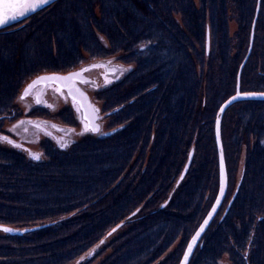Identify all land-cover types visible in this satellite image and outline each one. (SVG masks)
<instances>
[{"label":"trees","instance_id":"trees-1","mask_svg":"<svg viewBox=\"0 0 264 264\" xmlns=\"http://www.w3.org/2000/svg\"><path fill=\"white\" fill-rule=\"evenodd\" d=\"M85 54L135 66L96 94L112 132L45 140L44 160L0 145V224L42 226L2 231L0 264H69L104 238L100 264H179L218 194L215 120L245 59L241 91L264 92V0H57L0 30V132L28 79ZM221 132L229 187L189 264H264V100L230 106Z\"/></svg>","mask_w":264,"mask_h":264},{"label":"rangeland","instance_id":"rangeland-1","mask_svg":"<svg viewBox=\"0 0 264 264\" xmlns=\"http://www.w3.org/2000/svg\"><path fill=\"white\" fill-rule=\"evenodd\" d=\"M195 1L198 4V0ZM96 12L99 14L97 9ZM230 13L232 14V12ZM229 26L231 35H234L238 28V23L235 17L231 18ZM100 39L103 43H107L105 37L100 36ZM119 57L120 54L104 57L102 59H95L90 58L88 54H85L84 62L76 68L79 69L81 67L94 65V67H91L85 73L89 80L81 83V85L89 93L92 102L99 113V123L101 124L100 132L94 133L92 131L88 121L84 117L79 102L74 100L57 84L51 83L45 86L39 85L34 89L33 93H30L27 96H22L24 88L33 79L32 78L24 83V88L21 89L15 100V104L23 114L16 119L9 117L4 120V130L0 132V137H7L8 139H0V145L10 149H16L24 154L29 160H44L45 156L44 151L41 149V144L45 140H51L60 148L69 149L74 142H79L86 137H100L112 132L110 131L108 112L103 111L104 103L96 97V94L113 84L120 82L128 72H131L132 69L134 70V64L122 63L120 62ZM111 67H115L117 69L116 72H109L108 69ZM40 90H43V92L38 95ZM36 109L40 111L39 114H30ZM60 112L64 113L61 117L58 116ZM66 118L69 119V124L64 122V119ZM36 156H39V159H36ZM245 158L246 150L243 151L240 158L238 177L241 174ZM179 183L180 181L176 183L173 192L178 187ZM115 231L116 229L113 232ZM1 233L2 231H0V234ZM178 243L179 242H177L171 250H174ZM107 245L108 238H104L96 242L83 255L69 264H100L113 252V250L109 249ZM221 264H231L227 255L223 256Z\"/></svg>","mask_w":264,"mask_h":264},{"label":"water","instance_id":"water-1","mask_svg":"<svg viewBox=\"0 0 264 264\" xmlns=\"http://www.w3.org/2000/svg\"><path fill=\"white\" fill-rule=\"evenodd\" d=\"M57 0H49V2L43 6L37 7L35 11H30L26 13L25 15H17L16 19L8 20L7 24L4 26H0V30L10 27L14 24H17L33 14L37 13L38 11L42 10L43 8L51 5ZM258 12V10H257ZM254 32V29H253ZM252 39H253V33H252ZM209 39L207 40V49L209 50ZM251 46H252V40H251ZM251 46L249 49V53L251 51ZM248 53V55H249ZM247 55V56H248ZM247 58V57H246ZM246 62V59L243 61L241 68L239 70L238 74V85H237V90L234 95L229 97L226 101L223 102V104L220 106L216 120H215V137H216V143H217V149H218V156H219V190L217 197L215 199V202L213 203L211 209L209 210L208 214L204 218V220L201 222L195 233L192 235L191 239L189 240L185 251L183 253V256L179 262V264H189L194 252L196 251L201 239L203 238L204 234L210 227L211 223L213 222L215 216L219 212L226 194L228 190V171H227V166H226V159H225V152H224V146H223V140H222V132H221V127H222V119L227 111V109L232 106L233 104L243 101V100H264V92H242L240 89V76H241V70ZM91 67H94V65L86 66V67H81L79 69L72 70L70 72L66 73H59V72H52V73H45L36 76L33 78L27 86L24 88L22 92V96H27L29 95L37 86H45L49 85L51 83L57 84L60 87H62L74 100L79 102L82 110L84 117L88 121V124L92 131L94 133H98L101 130V124L99 123V113L97 109L95 108L92 99L89 95V93L82 87L81 83L86 82L89 80V78L86 76V71L90 69ZM115 67H111L108 69L109 72H116ZM61 78V79H58ZM29 85H32L31 88H29ZM28 89V94L25 95V90ZM43 92V90H40L38 95H40ZM75 97V98H74ZM98 128L99 131H95L94 129ZM193 157V150L190 153L189 160L179 178L178 181H182L184 178L186 172L188 171L190 167V163ZM207 221V223H205ZM42 226H35V227H30V228H17L13 226H8V225H2L0 224V231H4V228H9L12 229L11 231H7V233L10 234H18L22 235L26 232L36 230ZM118 227L114 228L117 229ZM201 229H203L201 231ZM112 231V232H113ZM6 232V231H4ZM199 233V235H197ZM195 238V239H194ZM189 245H191V251H189ZM185 254H187V260H185Z\"/></svg>","mask_w":264,"mask_h":264},{"label":"snow or ice","instance_id":"snow-or-ice-1","mask_svg":"<svg viewBox=\"0 0 264 264\" xmlns=\"http://www.w3.org/2000/svg\"><path fill=\"white\" fill-rule=\"evenodd\" d=\"M48 2L49 0H0V26L6 25L8 20L16 19L17 15L22 16L30 11H35L37 7L43 6ZM31 87L32 85H29V88ZM27 94L28 89L25 90V95ZM94 130L99 131L98 128H95ZM0 139L6 140L8 138L0 137ZM35 158L39 159V156H36ZM205 223H207V221H205ZM3 230L7 232L11 231L12 229L4 228ZM202 230L203 229H201V231ZM197 235H199V233H197ZM191 247L192 246L189 245V251H191ZM185 260H187V254H185Z\"/></svg>","mask_w":264,"mask_h":264},{"label":"flooded vegetation","instance_id":"flooded-vegetation-1","mask_svg":"<svg viewBox=\"0 0 264 264\" xmlns=\"http://www.w3.org/2000/svg\"><path fill=\"white\" fill-rule=\"evenodd\" d=\"M34 91V90H33ZM33 91L31 93H33Z\"/></svg>","mask_w":264,"mask_h":264}]
</instances>
